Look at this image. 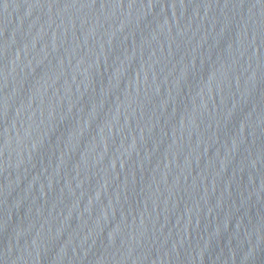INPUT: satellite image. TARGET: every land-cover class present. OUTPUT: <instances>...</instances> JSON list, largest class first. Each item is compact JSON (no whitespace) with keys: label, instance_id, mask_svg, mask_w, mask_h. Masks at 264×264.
Instances as JSON below:
<instances>
[{"label":"water","instance_id":"95a60500","mask_svg":"<svg viewBox=\"0 0 264 264\" xmlns=\"http://www.w3.org/2000/svg\"><path fill=\"white\" fill-rule=\"evenodd\" d=\"M0 264H264V0H0Z\"/></svg>","mask_w":264,"mask_h":264}]
</instances>
